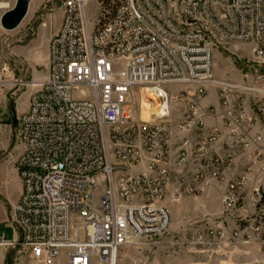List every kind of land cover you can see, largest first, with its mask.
<instances>
[{
  "label": "built area",
  "instance_id": "2783aa9c",
  "mask_svg": "<svg viewBox=\"0 0 264 264\" xmlns=\"http://www.w3.org/2000/svg\"><path fill=\"white\" fill-rule=\"evenodd\" d=\"M93 1L61 0L45 75L9 79L10 65L0 58V105L5 86L30 87L28 107L16 118L14 238L0 236V247L18 246L34 264H53L62 251L67 264H117L123 247L149 244L168 230V196L222 179L224 157L215 146L222 137L228 149L247 150L263 174L246 195L250 164L227 183L223 206L243 211L233 238L257 236L264 246V88L212 72L214 39L249 42L254 61L264 62V0H117L98 23L87 16ZM166 82L195 85L198 94L215 85L220 99L218 110L191 102L189 117L173 128L181 134L175 157L164 116L143 120L126 108L138 86L165 99ZM208 115L218 124H206ZM174 165L181 171L171 183ZM209 234L223 236L220 229Z\"/></svg>",
  "mask_w": 264,
  "mask_h": 264
},
{
  "label": "rangeland",
  "instance_id": "374dc122",
  "mask_svg": "<svg viewBox=\"0 0 264 264\" xmlns=\"http://www.w3.org/2000/svg\"><path fill=\"white\" fill-rule=\"evenodd\" d=\"M116 1L99 0V2L93 1L89 3L87 6L88 19L95 23L101 22L104 17L112 12ZM15 2L16 0H0V19L5 11L14 6ZM61 8V0H30L26 15L16 27L6 29L1 25L0 21V58L10 65L11 72L8 75L9 79L16 78L30 81L43 76L44 58L47 54L46 37L41 31L44 26V17L47 14H52L54 26L59 24L61 20ZM47 28L49 33L53 31L52 24L49 23ZM213 43L212 72L215 79L245 85L258 82L257 84L264 88V79L258 78V76L264 77V62L259 63L254 61L251 43L222 42L217 39H214ZM160 87L165 91L166 97L165 99L160 98L159 102L166 103L168 114L164 116V119L172 127L171 129L189 117L192 103L200 108L214 107L217 110L219 108L218 87L215 85L207 86L206 92L201 94H198L197 87L192 84L166 82ZM143 88L138 86L133 89L130 102L126 106L129 112L138 118H140ZM211 88L215 89V94L214 89L210 93ZM29 92L30 87L26 85H7L3 88V98L0 105V236H3L5 240H12L14 238V229L9 223L12 207L7 196L9 194L14 196L17 188L15 186H8V183L4 180V175L5 172L9 173L12 178L16 175L15 161L20 153V145L16 135V118L19 113L27 109ZM207 96L209 98L214 97L217 100V104H205L204 100ZM248 100L252 105L253 100L251 95L248 96ZM151 103L153 105V102ZM209 120L212 121L211 124H218L219 122L218 118L213 115L205 116V121L208 125H210ZM180 136L181 134L173 129L171 138L172 157H175V147L179 142ZM225 140V137H222L215 143L216 148L217 146L226 147L223 145V141ZM231 149H239V154L243 159L241 168L236 173L230 178L226 176V169L232 167L230 165L236 164L235 161L230 164V161L227 162L224 158V173L221 180L205 188L203 191L190 194L185 193L174 200L178 204L175 208V214L177 215L176 221L179 223V228L175 233L168 228L160 237L161 240H166L168 237L171 238V243L169 244L170 252L173 255L170 258L162 259L160 263L154 261L152 248L158 239L157 237L152 240L154 243L150 241L145 248L137 251L133 250L128 257L123 259L122 263L117 260V264H180L179 259L189 262L195 254H198L197 250L189 247L193 228L202 224L208 226L211 221H216L218 217L226 214L233 217L236 224L235 227L242 222L240 218L243 211L239 207V204L233 209H226L221 201L222 194L226 190L228 181L243 173L249 164L252 166V171L249 174V183L243 188V195L249 192L252 182L262 177L263 174L258 171V163L253 162L254 158L247 150H242L237 146L229 148V150ZM178 167L181 168V166ZM180 171L181 169L177 173L179 174ZM168 198L171 197L168 196ZM203 213H207L210 219L203 218ZM262 226L264 229V221ZM234 229L231 232V239L234 242L244 243L236 241L233 238ZM205 230L208 232L207 227H205ZM185 234L186 241L182 247V244L179 242L183 240ZM212 237L214 236L212 235ZM253 240L261 245L257 236ZM262 249L264 250V246H262ZM60 258L63 261L66 260L64 251L61 252ZM10 261L13 263L14 261H20L23 264H31L27 251L19 250L18 246L16 248L0 247V264H10Z\"/></svg>",
  "mask_w": 264,
  "mask_h": 264
},
{
  "label": "crops",
  "instance_id": "0c3cea01",
  "mask_svg": "<svg viewBox=\"0 0 264 264\" xmlns=\"http://www.w3.org/2000/svg\"><path fill=\"white\" fill-rule=\"evenodd\" d=\"M61 17H62V8H61ZM52 24L53 31L50 33L48 32V24ZM61 23V20H60ZM60 23L54 26V17L52 18V14H47L44 17V23H43V29L42 34L45 35L46 41H47V54L44 58V74L47 72L48 67V43L49 39L52 36L53 33H55L60 26ZM55 27V31H54ZM214 88H211V91ZM215 94V89H214ZM204 103L209 104L212 103L214 105L217 104V100L213 98H209L208 96L204 100ZM210 119V118H209ZM209 123L211 124L212 121L209 120ZM220 147V148H219ZM218 153L224 157L227 162L230 161V164L235 161L236 165H230L232 167H228L226 169V176L229 178L236 173L240 168L241 164L243 162V159L241 158V155L239 154V149H231L229 150L227 147H221L217 146ZM240 155V156H239ZM230 157V158H229ZM172 173H171V183L173 182V179L176 178L178 175L177 171L181 169L180 167L174 165L172 167ZM5 182L8 183V186H15L17 188L16 194L12 196L9 194L7 196V199L10 201V206L12 207L16 201L18 200L20 193H21V180L18 177L17 173L14 178L9 175V173L5 172L4 175ZM168 198V197H167ZM175 199L168 198L166 199V206L168 207V210L170 212V226L169 229L173 231V233L176 232V230L179 228V223L176 221L177 215L176 213V204L174 202ZM203 218L210 219V216L207 213H203ZM235 221L233 217L230 215H222L218 217L216 221H211V223L208 226H205L204 224L198 225V227L193 228V235L191 236V239L189 240V247L191 249L197 250L198 254L193 257L192 260L187 262L186 260L179 259L180 264H249L253 262H261L264 264V250L262 249V246L259 243H256L255 240H252L248 243H240V242H234L231 239V232L235 227ZM205 227L208 228L205 230ZM210 229H220L223 231V237L221 239H218L217 237H212L211 234H209ZM161 236L158 237L156 240L153 248H152V256L156 263H160L162 259L164 258H170L173 254L170 252V244L171 238H167L166 240H161ZM186 241V234L183 237V240H181L179 243L183 244ZM148 244L141 245L139 247H131L126 246L123 247L118 256V260L122 263L123 259L128 257L130 253L133 252V250H139L143 249ZM60 256L53 262V264H67V258L65 261H63ZM149 258V256H148ZM118 261V262H119ZM119 262V263H120ZM30 263L34 264V262L30 259ZM13 264H23L20 261H14Z\"/></svg>",
  "mask_w": 264,
  "mask_h": 264
},
{
  "label": "bare ground",
  "instance_id": "6f19581e",
  "mask_svg": "<svg viewBox=\"0 0 264 264\" xmlns=\"http://www.w3.org/2000/svg\"><path fill=\"white\" fill-rule=\"evenodd\" d=\"M161 94L165 95V91L160 88ZM158 90L156 88H152L149 86H144L143 95L141 97V112L140 118L143 120H149L151 116L154 114L158 116H166L168 112L166 111V103H160L158 96ZM153 102V105L152 103Z\"/></svg>",
  "mask_w": 264,
  "mask_h": 264
},
{
  "label": "water",
  "instance_id": "95a60500",
  "mask_svg": "<svg viewBox=\"0 0 264 264\" xmlns=\"http://www.w3.org/2000/svg\"><path fill=\"white\" fill-rule=\"evenodd\" d=\"M30 0H16L14 6L1 16V25L6 29L16 27L26 15Z\"/></svg>",
  "mask_w": 264,
  "mask_h": 264
},
{
  "label": "trees",
  "instance_id": "16d2710c",
  "mask_svg": "<svg viewBox=\"0 0 264 264\" xmlns=\"http://www.w3.org/2000/svg\"><path fill=\"white\" fill-rule=\"evenodd\" d=\"M15 250V249H14ZM6 264H8V263H6ZM10 264H13V262L12 261H10Z\"/></svg>",
  "mask_w": 264,
  "mask_h": 264
}]
</instances>
